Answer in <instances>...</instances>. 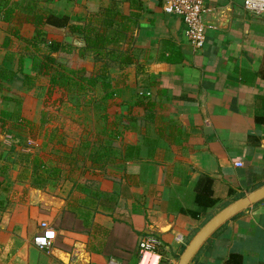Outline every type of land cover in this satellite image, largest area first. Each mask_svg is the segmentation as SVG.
<instances>
[{
	"label": "crops",
	"instance_id": "1",
	"mask_svg": "<svg viewBox=\"0 0 264 264\" xmlns=\"http://www.w3.org/2000/svg\"><path fill=\"white\" fill-rule=\"evenodd\" d=\"M243 1L204 0L210 28L201 50L189 44L180 18L163 13L162 0L39 3L69 25L112 5L131 21L137 15L131 47L146 84L136 93L150 96L156 111L132 108L123 170L101 182L93 199L70 188L58 209L50 194L6 178L13 192L0 191V264H134L146 234L175 254L221 211L264 187V16L246 12ZM43 30L72 39L67 28ZM203 178L218 202L212 208L194 204ZM63 213L76 214L82 229L58 230ZM41 223L57 234L48 250L32 244ZM189 264H264V199L224 222Z\"/></svg>",
	"mask_w": 264,
	"mask_h": 264
},
{
	"label": "rangeland",
	"instance_id": "2",
	"mask_svg": "<svg viewBox=\"0 0 264 264\" xmlns=\"http://www.w3.org/2000/svg\"><path fill=\"white\" fill-rule=\"evenodd\" d=\"M20 2L0 0V15L9 7L16 8L11 3ZM94 21L89 24L105 30ZM14 24L9 27L0 22V73L6 70L18 74L21 60L28 58L29 54L48 56L49 51L46 44L40 42V35L31 34L29 37L28 33H22L31 44L12 36L9 29H13ZM40 33L47 40L75 48L68 47L71 51L49 55L53 62L43 58L42 71L33 77L25 73L31 77L24 80V74H20L14 81L1 83L0 173L5 179L12 176L29 188L50 194L54 206L60 209L70 188L86 198L92 191L98 192L101 182L116 178L122 172L126 146L122 134L132 123L131 105L135 102L139 84L145 85L146 82L140 78L137 65L131 71L124 69L122 72L117 65L92 53L79 55L76 48L83 46L79 35L67 32L72 38L67 43L61 32L49 33L41 29ZM102 63L108 64L106 71L110 85L107 89L78 80L80 76L87 78L90 73L95 74ZM64 68L82 73L68 75ZM60 72L66 73L65 76L83 88L64 83L58 78ZM1 112L9 116H3ZM5 186L8 189H1L2 192H13V185ZM5 201L3 203L10 205L8 199ZM0 207H3L1 202ZM75 217L76 214L67 215L68 226L75 222ZM161 231L164 232L163 228ZM165 257L166 262L161 264H176L178 261L175 256Z\"/></svg>",
	"mask_w": 264,
	"mask_h": 264
},
{
	"label": "trees",
	"instance_id": "3",
	"mask_svg": "<svg viewBox=\"0 0 264 264\" xmlns=\"http://www.w3.org/2000/svg\"><path fill=\"white\" fill-rule=\"evenodd\" d=\"M49 0H21L18 3H11V6H16V8L9 7L0 15V22L9 25L11 27L14 23V28L9 29V32L12 36L17 39H20L23 42H27L31 44V41L24 38L22 33L27 34L31 37V34H36V36L40 35L42 39L40 42L45 43L48 49V56L39 57L37 54H27L28 58H23L19 65V73L15 74L11 71L3 70L0 73V85L2 82H10L14 81V78H17L20 74H24V80L26 77H31L32 75H36L40 73L44 66L43 58L48 59L50 62H53V59L49 56L54 53H65L64 51H71L69 48H75L71 45H64L58 41H50L47 40L46 37L40 33V30L44 28V26H52L58 29L67 28L68 32L71 35H79L83 46L77 47L79 51V55L84 56L86 53H92L98 58L106 61L107 63H112L117 65L120 71H126L132 65H135L136 54L134 53V49H132V27L136 26L138 16L134 15L133 21H131V16L124 15L120 12V10L116 7V5H112L107 9L101 10L96 15H92L85 20L86 24H83L82 20H78L81 23L78 24H68V18L66 17H56L50 13L48 9H44L39 7V3L48 2ZM18 11V12H16ZM94 18L96 19L94 21ZM99 23L100 26L104 27L105 30H99V28H95L91 26L90 22ZM132 23V24H131ZM35 36V37H36ZM31 39V38H30ZM124 46V48H123ZM36 47V46H35ZM69 47V48H68ZM110 47V48H108ZM107 63H102L95 74L90 73L89 77L83 78L80 76L78 80L82 82L86 81L88 84L92 86H97L98 84L107 89L110 85L108 73L106 68L108 67ZM138 73L142 72V68L136 67ZM27 71V72H25ZM64 71L68 75H76L77 73H82V71H75L72 69L64 68ZM84 72V71H83ZM28 73V74H25ZM64 72H60L58 74V78L62 80L64 83H69L73 85L70 77L65 76ZM33 77V76H32ZM145 81V80H143ZM78 89L83 88L80 86L81 84L74 83ZM1 88V87H0ZM109 98V96H107ZM151 97L143 92L142 94H136L135 102L131 107L135 108H143L148 115L153 116L155 113L156 104L151 101ZM3 116H9L6 112H1ZM144 118L149 119L146 115H143ZM131 121H134L135 118H130ZM17 142V141H16ZM15 142V143H16ZM134 150V149H133ZM126 156V155H125ZM5 184V176L0 173V191ZM210 180L207 178H203L200 180L196 193L194 196V204L197 208L207 209L212 208L218 202H216L212 198V191L210 188ZM67 215H72L71 213L65 214L63 213L61 219L57 224L58 230L63 231H73L77 229H82L81 223L77 221L74 222L71 226L67 225L66 219ZM198 214L192 213V217H196ZM192 236L186 240L185 245L189 243ZM185 245H182L177 250L179 251V255L183 252ZM167 253V254H166ZM178 253V252H177ZM162 262L166 260V255L175 256L178 258V254L168 253L166 249L162 250ZM138 261V253L137 258L134 264H137ZM166 262V261H165Z\"/></svg>",
	"mask_w": 264,
	"mask_h": 264
},
{
	"label": "built area",
	"instance_id": "4",
	"mask_svg": "<svg viewBox=\"0 0 264 264\" xmlns=\"http://www.w3.org/2000/svg\"><path fill=\"white\" fill-rule=\"evenodd\" d=\"M163 13L180 18L185 27V35L194 50H201L206 41L207 27L202 18L206 12L204 0H162ZM243 9L253 16L264 14V0H244ZM242 167V162L236 163ZM57 234L52 226L40 224V232L32 239V244L39 250H48L56 240ZM163 245L158 235L146 234L138 244L137 264H161Z\"/></svg>",
	"mask_w": 264,
	"mask_h": 264
},
{
	"label": "water",
	"instance_id": "5",
	"mask_svg": "<svg viewBox=\"0 0 264 264\" xmlns=\"http://www.w3.org/2000/svg\"><path fill=\"white\" fill-rule=\"evenodd\" d=\"M261 16H264L262 14ZM203 24L210 27L205 22ZM264 199V187L254 191L249 196L238 200L237 202L231 204L213 219H211L188 243L184 251L180 255L176 264H189L196 252L200 249L203 243L228 219L233 217L238 212L247 209L250 205L255 204ZM66 260L68 254L62 255ZM66 262V261H65Z\"/></svg>",
	"mask_w": 264,
	"mask_h": 264
}]
</instances>
